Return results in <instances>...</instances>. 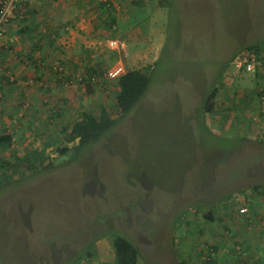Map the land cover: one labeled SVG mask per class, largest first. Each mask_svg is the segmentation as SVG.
Returning <instances> with one entry per match:
<instances>
[{
    "label": "rangeland",
    "instance_id": "374dc122",
    "mask_svg": "<svg viewBox=\"0 0 264 264\" xmlns=\"http://www.w3.org/2000/svg\"><path fill=\"white\" fill-rule=\"evenodd\" d=\"M144 4L163 11L158 31L147 27L139 45V38L125 42L122 62L126 70L152 65L150 83L132 110L97 141L76 148L72 157L58 156L43 145V129L49 137L44 124L32 134L21 130L29 113L18 125V117H0V135L15 132L13 148L31 156L28 166L34 168L22 166L16 174L0 168V264H55L53 259L64 264L68 249H82L108 230L135 242L143 255L138 264H178L183 257L190 261L191 252L200 256L212 248L204 243L205 234L219 225L221 213H235V194L247 195L249 206L254 202L252 185L264 183V139L258 118L238 124L239 88L254 78L246 67L240 70L236 58L244 46L264 42V0ZM236 50L235 62L223 71ZM216 80V107L204 114ZM71 87L78 96L70 120L80 110L102 107L117 118L115 80H105L93 94L81 83ZM67 137L59 132L50 138L60 145ZM47 155L55 168H39ZM215 206L214 219L208 220L204 214ZM108 238L94 243V257L82 264H113Z\"/></svg>",
    "mask_w": 264,
    "mask_h": 264
},
{
    "label": "crops",
    "instance_id": "0c3cea01",
    "mask_svg": "<svg viewBox=\"0 0 264 264\" xmlns=\"http://www.w3.org/2000/svg\"><path fill=\"white\" fill-rule=\"evenodd\" d=\"M121 1L118 31H112L111 10L104 0H31L29 19L13 24L11 34L0 39V93L9 94L6 99H0V117L9 120L13 112L19 117L24 103L25 106L30 103L37 116L36 112L33 113L35 116L30 114V119L26 118L23 122L25 125L28 120L34 122L50 116L53 107L49 106L48 110H51L43 113L47 97L51 101L69 98L64 106L66 108L76 104L75 92L78 94V91L71 93L72 89L67 88L65 81L79 73L84 75L90 67L106 70L120 60L117 52L107 43L110 38L118 37L127 43L139 38V45L138 40L145 36L147 27L148 30L156 28L158 31L162 20L159 16L163 11L144 4L145 0L140 7L133 6L131 0ZM144 7H148V11L143 12ZM148 32L154 38L152 32ZM140 56L139 53L136 59ZM108 57L112 59L108 60ZM59 61L63 65V75L57 79L54 65ZM109 61L112 65L108 64ZM9 69L17 78L14 85L5 84ZM29 78H34L35 82L27 84ZM252 78L253 84L239 88L241 92L238 93L237 105L243 117H239L238 124L249 125L254 118H258L259 133L264 139V115H261L264 111V72L253 74ZM98 90L95 88V92ZM18 103L22 104L20 111H16ZM7 105L12 107V112L6 111ZM69 114L67 112L66 117ZM20 121L16 124H21ZM23 139L27 137L20 141ZM252 198L254 202L247 214H239L237 210L234 214L221 213L218 216L219 225L208 229L207 234L203 233V229L200 231V234L206 235L204 243L212 248L202 250L200 256L191 252L190 263L264 264V195Z\"/></svg>",
    "mask_w": 264,
    "mask_h": 264
},
{
    "label": "trees",
    "instance_id": "16d2710c",
    "mask_svg": "<svg viewBox=\"0 0 264 264\" xmlns=\"http://www.w3.org/2000/svg\"><path fill=\"white\" fill-rule=\"evenodd\" d=\"M131 1L133 6L137 5L138 7L143 6L141 4H143L144 2V0H131ZM106 5L109 6L110 7L109 10H111V25L113 28V25L116 24L119 19L117 17V14L113 11V6H111V4L108 5L107 2ZM163 5L164 3L161 2V6ZM29 16L30 15H28V9H27L25 12V16L21 18V20H15L6 26V28L0 34V39H2L3 36L5 35L11 34L12 32L11 27L13 26V24L17 22L21 24L27 21L29 19ZM117 30H118V23L115 31ZM10 37L12 38V35H10ZM244 50L255 54L257 58L260 59L263 63L262 69L260 70L258 69L252 73L257 74L264 72V42L257 44H249L246 47L244 46ZM245 51H242L241 53ZM238 53L239 50H236L229 54L228 58L225 61L226 64L224 68H222L223 71L227 70V66L231 64L232 61L235 62V58L238 56ZM62 66L63 65L61 64L60 61L56 62L54 65V69L56 73L55 77H57V79L59 75H63L61 69ZM106 70H102V69L96 70L95 68L90 67V69L86 71L84 75L79 73L76 75V77H71L67 79L65 81L66 82L65 85L67 86V88L71 89L72 88L71 86H74L75 84H78V86H80L81 83L85 86L86 94H93L95 92V88H99L105 81V78H103L104 77L103 74L105 73ZM151 70H152V65L150 64L143 66L142 68L139 69H127L123 75L115 79L116 107L119 111L117 118H112L109 109L107 107H102L99 112H95L89 109L80 110V112L77 113L76 118L74 120H70L73 114V112L71 111L74 109L70 107L71 105L68 106L67 108L64 107L67 101L69 100V98H67V100H63L62 98H60L51 101L47 97V101H45V105H44L45 110H43V113L44 112L48 113V111L51 110V109L48 110L49 106L53 107L54 109L52 110L50 116L47 118L42 117L39 120L43 122L42 124H36L38 120L37 121L35 120L34 122L28 120V123L23 130H27V132L29 131L32 134L33 132H35V130H39L41 126H43L44 124L43 128H49L47 129V131L49 130L48 138L45 137L47 134L45 133L44 129L41 132V135L44 136L43 145L45 146V148L53 147L52 150L55 151V153H57L58 156H68L71 154L73 149L78 148L80 150L82 146L86 145L87 143L92 141H97L105 132H107L117 122L118 119L125 116L132 110V108L137 104V102L141 99V97L148 88V85L151 80V76H150ZM240 70H243V67H241ZM98 77H101L103 79L98 80L99 79ZM221 77H224L222 73L219 74V80ZM5 79H6V83H5L6 85L9 84L14 85L17 82L16 80L17 78L14 77V74L11 69H9V73ZM219 80H216L214 82L212 92H210V94L206 97L207 99L203 106L204 114L212 112L216 107L217 103L214 101V98L216 97V94L219 91V87L217 86ZM34 82H35L34 78H29L28 81H26L27 84H31ZM0 95H1L0 99L4 100V97L6 99L7 98L6 95L9 94L0 93ZM48 96H50V94H48ZM77 96L78 94L75 92V98H77ZM16 105H17L16 111H20L19 107H21L22 104L18 103ZM29 105L25 106L24 103L22 109L23 113H20L18 118L23 116L21 118L23 120L28 113L33 114L36 112L35 110L32 111L31 110L32 106ZM67 112H70L68 117H66ZM11 115L10 117L13 116L16 117V115H12V116ZM261 115H264V111L261 112ZM36 116H37V112H36ZM22 120H21V124H22ZM59 132L60 135L66 134L68 137L66 138V140L61 138L63 141L61 142L60 145H57L56 139L50 137H54L55 134L58 135ZM76 141L77 144L74 147L69 146V143ZM14 144H15V132L7 133L4 131L0 135V150L4 152V155L0 157V168L13 169L14 174H16L19 173V169L22 166L23 167L28 166L29 162H31L33 158L28 155L25 156L18 155L17 151L13 148ZM6 151H8L11 154V156L5 155ZM53 159L54 158L51 155H47V157L41 163L39 168L42 169L55 168V163ZM28 167H32V169H34L33 165H30ZM251 188L253 191L252 197L254 196L258 197V195H264V183H256L252 185ZM215 209L216 206L214 207V209L211 208L207 213L204 214L206 215L208 220L214 219ZM104 237H109L108 238L110 240L109 243L114 249L115 260L113 264H138L139 258L140 259L143 258L141 257L143 255L141 253L140 248L135 244V242L132 241V239H130L123 232L116 230H108L105 233L103 232V234H98L95 238H93L92 241L87 243L82 249H77V248L71 250L68 249L66 251V259L64 261V264H82V261H84V259L86 258L92 259V257H94V252L92 251L91 248L92 245L96 243L99 239ZM53 260L55 264H59L58 261H55V259ZM209 263L211 264V261H209ZM178 264H193V263H190V261L186 257H183L179 260Z\"/></svg>",
    "mask_w": 264,
    "mask_h": 264
},
{
    "label": "built area",
    "instance_id": "2783aa9c",
    "mask_svg": "<svg viewBox=\"0 0 264 264\" xmlns=\"http://www.w3.org/2000/svg\"><path fill=\"white\" fill-rule=\"evenodd\" d=\"M104 1L107 2L108 5L111 4V6H113V11L117 14L119 19L122 9V1ZM30 3L31 0H0V34L9 23L15 20H21V18L25 16V12L27 9H29ZM116 28L117 23L113 25L112 31H115ZM107 43L112 50L117 52V54L120 56V60L114 62L111 67L107 68L103 74V78H105V80H115L126 72V67L122 62V55H128L126 52V43L124 40L118 37L110 38ZM236 63L238 67H246V70L250 72H255L256 70L263 68L262 61L258 59L255 54L250 53L249 51L241 53V55L236 59ZM98 78V80L103 79L101 77ZM233 199L238 203L236 210L239 214H247L249 212V198L247 195L244 196L241 193H237L233 196Z\"/></svg>",
    "mask_w": 264,
    "mask_h": 264
},
{
    "label": "water",
    "instance_id": "95a60500",
    "mask_svg": "<svg viewBox=\"0 0 264 264\" xmlns=\"http://www.w3.org/2000/svg\"><path fill=\"white\" fill-rule=\"evenodd\" d=\"M75 153H76V151H75V149H73L72 152H71V154H70L71 157H72Z\"/></svg>",
    "mask_w": 264,
    "mask_h": 264
}]
</instances>
